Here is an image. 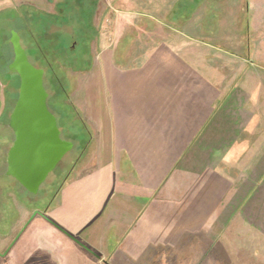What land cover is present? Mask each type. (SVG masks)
I'll return each mask as SVG.
<instances>
[{"label":"crops","instance_id":"0c3cea01","mask_svg":"<svg viewBox=\"0 0 264 264\" xmlns=\"http://www.w3.org/2000/svg\"><path fill=\"white\" fill-rule=\"evenodd\" d=\"M207 52L184 34L135 66L99 51L77 104L91 152L0 264H264L260 84Z\"/></svg>","mask_w":264,"mask_h":264},{"label":"rangeland","instance_id":"374dc122","mask_svg":"<svg viewBox=\"0 0 264 264\" xmlns=\"http://www.w3.org/2000/svg\"><path fill=\"white\" fill-rule=\"evenodd\" d=\"M12 30L34 66L43 69L47 106L62 139L73 143L36 194L6 175L14 140L9 115L19 87L18 75L6 68L13 59ZM180 34L205 42L212 64L224 68L226 77L238 71L239 78L260 84L251 107L255 123L264 122V0H0V242L9 247L34 212L44 210L86 162L93 138L77 104L99 51L111 47L120 66H135L145 52Z\"/></svg>","mask_w":264,"mask_h":264},{"label":"water","instance_id":"95a60500","mask_svg":"<svg viewBox=\"0 0 264 264\" xmlns=\"http://www.w3.org/2000/svg\"><path fill=\"white\" fill-rule=\"evenodd\" d=\"M10 44L13 59L8 69L18 75L19 87L9 115L14 140L6 154V175L36 194L73 143L62 139L56 117L47 106L43 69L29 61L15 31H11Z\"/></svg>","mask_w":264,"mask_h":264},{"label":"trees","instance_id":"16d2710c","mask_svg":"<svg viewBox=\"0 0 264 264\" xmlns=\"http://www.w3.org/2000/svg\"><path fill=\"white\" fill-rule=\"evenodd\" d=\"M27 30H28V29H27ZM28 32H29V35L32 37V34H31L32 31L29 30ZM32 42H33V44H35V47H34V48H35L36 50L40 51L41 48H40V46L37 47V44H36L35 40L33 39V37H32ZM55 42H56V41H55ZM40 43H41V42H40ZM61 44L63 45V43H61ZM61 44H60V45H61ZM25 52H26V51H25ZM26 53H27V55H28V59H29V61H30L33 65H36V64L33 62V60H31V58H30V57H31V56H30L31 54H29V52H26ZM36 66H37V65H36ZM16 75H17V74H16ZM17 94H18V93H17ZM15 101H16V100H15ZM14 104H15V102H14ZM83 124H84V123H83ZM84 126H85V125H84ZM58 127H59V126H58ZM86 128H87V127H86ZM66 139L69 140V138H66ZM70 141H71V140H70ZM81 247H82L83 249H85L86 251H88L90 254H92V252L89 251V250H88L86 247H84L83 245H81Z\"/></svg>","mask_w":264,"mask_h":264},{"label":"flooded vegetation","instance_id":"af4514ba","mask_svg":"<svg viewBox=\"0 0 264 264\" xmlns=\"http://www.w3.org/2000/svg\"><path fill=\"white\" fill-rule=\"evenodd\" d=\"M13 31V30H12ZM10 36H11V32H10ZM10 36H9V38H8V42L10 43ZM12 47V46H11ZM13 52V51H12ZM10 64V62H8L7 63V65H6V68H7V71L10 73V71H9V69H8V65ZM10 247H8L2 254H4V255H6V253L8 252V249H9Z\"/></svg>","mask_w":264,"mask_h":264}]
</instances>
